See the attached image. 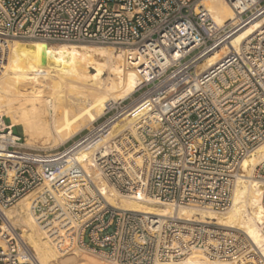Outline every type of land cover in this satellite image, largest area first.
Instances as JSON below:
<instances>
[{
  "label": "built area",
  "instance_id": "built-area-1",
  "mask_svg": "<svg viewBox=\"0 0 264 264\" xmlns=\"http://www.w3.org/2000/svg\"><path fill=\"white\" fill-rule=\"evenodd\" d=\"M199 1L0 0V66L15 39L98 43L126 48L143 75L134 98L56 152L28 148L0 116V264H39L4 213L30 193L38 224L61 253L75 246L113 264H156L199 249L212 261L264 264L244 231L118 208L88 172L92 165L130 199L218 213L231 207L241 160L264 141V25L237 47L231 41L264 13V0H225L237 17L224 25ZM222 47L215 63L196 70ZM141 99L144 114L111 135ZM80 151L88 154L81 161ZM252 172L264 183V160Z\"/></svg>",
  "mask_w": 264,
  "mask_h": 264
},
{
  "label": "bare ground",
  "instance_id": "bare-ground-1",
  "mask_svg": "<svg viewBox=\"0 0 264 264\" xmlns=\"http://www.w3.org/2000/svg\"><path fill=\"white\" fill-rule=\"evenodd\" d=\"M198 6H204L217 25L227 24L237 17L225 0H200ZM262 25L264 13L238 31L231 44L237 47ZM19 40L15 39L11 43L9 55L0 66V110H4L10 118L12 127H21L28 140L62 144L81 133L87 123L102 117L112 105L131 97L143 84V75L135 63L128 61L126 48L117 50L114 47L83 43L61 44L57 47V54L65 55L71 66L58 62L57 70L53 73L50 53L54 48L51 43ZM25 42L44 46L38 49ZM226 51L227 48L222 47L220 51L207 56L196 66V70L201 71L212 65ZM62 83H66L64 88ZM71 106L74 109L69 112ZM146 109L143 99L138 100L113 122L111 135L130 128ZM83 112L91 113L92 116L84 118ZM73 115L77 116L78 121L71 120ZM70 156H65L68 162ZM86 157V151L77 153L80 161ZM262 160L264 141L254 146L241 160L242 175L236 177L233 202L224 213L185 206L172 208L154 198L130 199L121 196L92 165L88 172L102 196L113 206L158 216L173 214L191 220H214L225 229L244 231L264 257V183L252 174L255 165ZM54 166L55 162L47 167V171ZM33 195L30 193L21 198L12 207L4 209V213L19 229L20 237L30 247L39 264H113L75 246L65 253L59 252L36 220ZM0 244L4 246L1 241ZM156 264L259 263L245 258L227 262L212 261L199 249H194L179 260H164Z\"/></svg>",
  "mask_w": 264,
  "mask_h": 264
},
{
  "label": "rangeland",
  "instance_id": "rangeland-1",
  "mask_svg": "<svg viewBox=\"0 0 264 264\" xmlns=\"http://www.w3.org/2000/svg\"><path fill=\"white\" fill-rule=\"evenodd\" d=\"M19 41H20V40H19ZM25 43L31 44L30 42H25ZM57 43H60V44H57ZM51 44H52V47L54 48V49H53V52L50 53V57H51V60H52L51 71H52L53 73H55L56 70H57V65H56V63H58V62H59V63H63V64H65V65H67V66H71V62L69 61V59H68L65 55L58 56V54H57V47H58L59 45H61V44H81V43H78V42H55V43H53V42H52ZM83 44L97 45V46H106V47L112 48L111 45H107V44H98V43H83ZM31 46L34 47V48H37V47H38V49H42L43 46H44V44H41V45H34V44H31ZM8 55H9V53H8ZM61 86H62V88H64V87L66 86V83H62ZM137 94H138V92H137ZM135 96H136V94L132 95L131 97H129L128 99H126V101H125L124 103L128 102L129 99L134 98ZM73 109H74V106H71V107L69 108V112H70V111H73ZM0 114L3 115V117L6 119V120H5L6 122L10 120V118L7 117V116L5 115V111H4V110H0ZM82 115H84V116H83L84 118H87V117H91V116H92L91 113H87V112H83ZM71 120H72L73 122L78 121L77 116H75V115L71 116ZM101 120H102V117H100V118L94 120L93 122H91V123H89V124L87 123V126L83 129V131H82L81 133H78V134H77L75 137H73L72 139L77 138V137L79 136V134H83V133L86 131V128H87L89 125H91L92 123H94L95 121L100 122ZM84 122H85V124H86V121H84ZM13 131H14V133H17V134H23V132H22L20 126L14 127ZM24 138H25V142H26V143H25V146H27V147L30 148V149L39 150V151H41V152H46V153H49V152L52 153V152H56V151H58V150H61L64 146H67V145L71 142V140H72V139H69V140L65 141L64 143H62V144H57L58 142H57V143H53L54 141H51V142L48 144V142H46V141H44V140H41V141H35V142L32 141V140H28V138H29L28 136H24ZM41 142H42V143H41ZM55 142H56V141H55ZM54 145H55V146H54ZM84 251H86V250H84ZM86 252L91 253V252H89V251H86ZM92 254H93V253H92ZM93 255H95V254H93ZM95 256H96L97 258H101V257H99V256H97V255H95ZM101 259H104V258H101ZM105 260H106V259H105ZM177 260H179V259H177Z\"/></svg>",
  "mask_w": 264,
  "mask_h": 264
}]
</instances>
